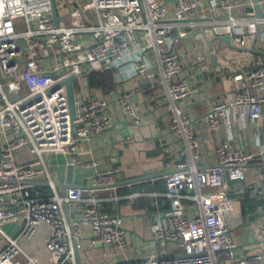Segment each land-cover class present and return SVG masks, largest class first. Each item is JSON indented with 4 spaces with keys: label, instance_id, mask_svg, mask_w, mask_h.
I'll use <instances>...</instances> for the list:
<instances>
[{
    "label": "built area",
    "instance_id": "built-area-1",
    "mask_svg": "<svg viewBox=\"0 0 264 264\" xmlns=\"http://www.w3.org/2000/svg\"><path fill=\"white\" fill-rule=\"evenodd\" d=\"M54 1L57 17L52 0H0V234L6 238L0 264H21L18 237L2 228L17 219L27 239L41 225L50 227L45 247L53 264L77 263L74 241L78 247L84 226L92 245L108 246L112 252L105 256L120 259L127 247L124 217L101 210L103 197L94 192L114 184L122 167L101 168L97 158L81 156L80 144L113 128L114 103L141 123L138 79L154 87L157 76L169 129L184 146L175 171L165 175L171 207L165 219L151 221L154 241L147 256L120 264H264V208L245 215L241 205L247 194L264 199V0H257L261 15L254 0ZM225 34L229 42L218 37ZM222 50L253 62L239 69L230 58L219 60ZM190 58L199 75L213 72L204 79L220 92L199 118L183 103L195 93L186 69ZM92 71H112L115 83L134 79L137 86L93 93ZM70 77L83 83L81 90L74 86V119L65 83ZM228 87L232 94L225 93ZM200 120L212 133L225 130L213 163H200ZM50 153L92 170L88 197L85 188L56 185ZM76 201L87 204L74 216ZM245 224L252 236L246 228L237 233Z\"/></svg>",
    "mask_w": 264,
    "mask_h": 264
},
{
    "label": "crops",
    "instance_id": "crops-1",
    "mask_svg": "<svg viewBox=\"0 0 264 264\" xmlns=\"http://www.w3.org/2000/svg\"><path fill=\"white\" fill-rule=\"evenodd\" d=\"M214 44L219 45L216 40H214ZM237 55L239 54L230 53L225 55L224 58H219V60L227 62L226 59L230 58L229 62H231L230 60L235 61L233 64L237 65L239 69L243 64L253 62H248L245 59L235 60ZM193 62L194 58H190V62L186 64L190 65L187 68V73L194 83L195 93L192 97L183 100V103L190 112L199 118L220 92L217 90L215 82H211L210 89L208 88L209 85L204 79L206 74L203 76L196 73V66L193 65ZM138 80L136 107L141 114L142 122L139 124L134 123L120 111L118 104L114 103L111 105L114 119L113 128L89 140H83L80 144L81 156L83 158H97L100 161L101 168H107L114 164H119L122 167V171L116 174L115 181V183L123 181L122 184L112 187H99L95 189L94 193L99 197H103L100 202L101 210L111 214L123 215L127 247L125 253L120 252V259L114 255L105 256L106 251L112 252V250L108 246L92 245L90 227L84 226L78 246L82 264H120L127 262L126 260H139L147 256L149 247L154 241V230L151 221L152 219H165V212L171 207L169 198L164 194L166 190L165 175L141 181L124 182L128 178L174 168L177 162V151L184 146L183 139L169 129V113L162 104L159 77L157 76L154 79V87H151L150 83L145 81L144 78ZM198 80L202 81L198 83ZM136 83L134 79L127 80L122 84H117L113 80V82L95 83L91 87L93 93L103 91L109 94L114 89L137 86ZM221 93L223 92L221 91ZM225 93L232 94V88L228 87ZM232 111L235 120L238 122L239 108L235 107ZM195 125L198 128V137L202 144L200 163H213L212 152L215 143L221 140L225 130L212 133L204 128L203 120L196 121ZM48 159L50 165L56 169V180L64 181L67 172V158L61 153H50ZM91 174L92 170L76 166L74 181L89 185ZM162 182L165 184L164 188L159 187ZM83 192L85 197L91 194L88 188H85ZM133 193H138V195L130 197L129 195ZM86 204L87 201L73 202L71 204L73 215L76 216L79 209ZM258 206L264 208V201H261ZM256 209L257 206H254L248 210L254 215ZM244 213L246 215L247 212L244 211ZM246 222H248V219ZM22 227L23 220L20 219L2 225L7 234L18 237L24 250L17 256L21 264H53L51 254L45 247L50 227L41 225L30 239L20 236ZM241 229L242 227L239 229L240 232ZM5 246L6 238L0 234V250ZM28 255L34 257L35 262H31ZM76 264H78V259Z\"/></svg>",
    "mask_w": 264,
    "mask_h": 264
},
{
    "label": "water",
    "instance_id": "water-1",
    "mask_svg": "<svg viewBox=\"0 0 264 264\" xmlns=\"http://www.w3.org/2000/svg\"><path fill=\"white\" fill-rule=\"evenodd\" d=\"M256 2V7L258 9V14L261 15L262 14V9L260 7V5L257 3V0H254ZM52 4H53V11H54V15L55 17H57V11H56V5H55V1L52 0ZM219 38H222L223 40H225L226 42L230 41V36L229 34H225V35H219ZM231 45V44H230ZM213 61H217L216 57H213ZM66 85H67V93H68V100H69V108H70V114H71V118L74 119L75 118V114H76V105H75V94H74V81H73V77H70L66 80ZM74 170H75V165L72 163L67 164V172H66V178L64 181H57L56 185L60 188H66V187H81V188H90L91 185L88 184H83V183H78L74 181ZM175 171V168L172 169H166L164 171H158V172H151V173H147V174H143V175H139L136 177H132V178H128L126 180H124V182H133V181H141V180H146V179H150V178H154V177H159L162 175H166L168 173H171ZM239 179H233V178H229L228 177V182H233V181H238ZM35 184H42V185H48L47 181H32ZM123 181L121 182H116L114 184H111L110 187L118 185V184H122ZM98 188V187H97ZM64 210L65 213L67 215L68 218L71 217L70 212H69V203H65L64 204ZM74 245L76 246L77 249V259H78V264H82L81 262V258H80V254L78 251V247H77V242L74 241ZM145 258V257H143ZM142 258V259H143Z\"/></svg>",
    "mask_w": 264,
    "mask_h": 264
},
{
    "label": "rangeland",
    "instance_id": "rangeland-1",
    "mask_svg": "<svg viewBox=\"0 0 264 264\" xmlns=\"http://www.w3.org/2000/svg\"><path fill=\"white\" fill-rule=\"evenodd\" d=\"M57 2L59 3V0H57ZM206 45L208 46V44H206ZM233 45L235 46V44H233ZM227 54H229V52H227L225 50H222L219 53V57L220 58H224L225 55H227ZM187 68H188V66H186V69ZM202 69L206 71V68L203 67ZM211 73H213V72L206 71V73H205L206 77H208ZM91 75H92L91 77H92V82L93 83H96L98 81H100V82H106V81L107 82H111L114 79V74L111 71H94ZM82 84L83 83H82V81L79 78H77L74 81V86L77 89V91L81 90L83 88ZM245 228H246V231L249 232L250 236H252L251 226H249L248 224H245L244 226H242L241 231L243 232ZM238 232H240L239 229L237 230V233Z\"/></svg>",
    "mask_w": 264,
    "mask_h": 264
},
{
    "label": "trees",
    "instance_id": "trees-1",
    "mask_svg": "<svg viewBox=\"0 0 264 264\" xmlns=\"http://www.w3.org/2000/svg\"><path fill=\"white\" fill-rule=\"evenodd\" d=\"M94 71H92L90 74H89V76H88V78H89V80H90V85H94L95 83H93L92 82V73H93ZM112 72V71H111ZM114 80V79H113ZM107 82V81H106ZM111 82H113V81H111ZM96 83H99V84H101V83H104V82H100V81H98V82H96ZM159 187L160 188H164L165 187V184H164V182H162L160 185H159ZM261 201H264V199L263 198H258V197H255V196H251L250 194H247L244 198H243V200H242V206H243V210L245 211V212H247V210L249 209H251V207L253 208L254 206L256 207V206H258L260 203H261Z\"/></svg>",
    "mask_w": 264,
    "mask_h": 264
}]
</instances>
